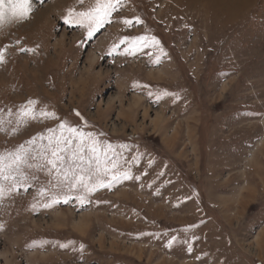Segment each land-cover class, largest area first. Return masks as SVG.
<instances>
[{
	"label": "rangeland",
	"instance_id": "374dc122",
	"mask_svg": "<svg viewBox=\"0 0 264 264\" xmlns=\"http://www.w3.org/2000/svg\"><path fill=\"white\" fill-rule=\"evenodd\" d=\"M95 6L0 22L5 172L73 126L103 179L67 204L40 158L0 179V264H264V0H121L87 39L76 14Z\"/></svg>",
	"mask_w": 264,
	"mask_h": 264
},
{
	"label": "snow or ice",
	"instance_id": "6c2138e0",
	"mask_svg": "<svg viewBox=\"0 0 264 264\" xmlns=\"http://www.w3.org/2000/svg\"><path fill=\"white\" fill-rule=\"evenodd\" d=\"M82 2L83 0H81ZM120 3L121 0H96V6L93 9L76 14L78 23H87V39H91L102 26L113 21L114 16L118 14ZM31 11V0H0V22L4 21L6 16L17 21H27L31 15ZM71 14L69 12V15ZM67 22V19H65V23ZM123 23L125 25L132 24L129 20H124ZM128 39L131 38L126 37L121 40L120 45L127 47L126 41ZM135 39L147 43L146 38L143 36L136 37ZM120 45H115V50H119ZM3 62V51H0V63ZM32 103L33 101H28V104ZM65 126V123L62 122L59 124V129L64 130ZM48 131L52 132L53 135L47 138L46 145L43 143L44 137L41 134L39 137L28 142L31 146L30 149L25 150V146L20 145V150L10 154L7 172H5L6 158L0 155V179L5 182L11 179L12 187H15L22 180H26L23 176V169L25 167H33L30 161L40 158L43 160L40 168L42 170L46 169L49 175H52L53 172L56 175L54 186L60 189V192L56 193L53 197L55 203L63 202L67 204L73 197V193L87 192L96 187V183H103L100 156L97 155V144L99 142L94 137L89 133H82L77 127L73 126H68L67 131L70 135L67 136L64 135L63 131H61L59 136L55 134V129H49ZM83 137H88V140L91 141L90 147H85ZM36 139L41 141L39 149L35 147ZM100 151L103 152L104 150L100 149ZM110 162L107 153H105V165ZM93 163L96 165L95 170L92 168ZM104 174L106 175L107 173L105 172ZM118 178L116 171L113 170L110 180L116 181ZM89 181H95L96 183H89ZM24 190L27 191L28 189L25 188ZM3 191L4 185L0 184V195H2ZM9 191H11V187H9ZM17 191H19V188H17ZM80 199L83 202V196H80Z\"/></svg>",
	"mask_w": 264,
	"mask_h": 264
}]
</instances>
